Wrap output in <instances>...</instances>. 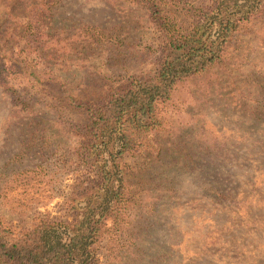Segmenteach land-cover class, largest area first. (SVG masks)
I'll list each match as a JSON object with an SVG mask.
<instances>
[{"label": "rangeland", "instance_id": "1", "mask_svg": "<svg viewBox=\"0 0 264 264\" xmlns=\"http://www.w3.org/2000/svg\"><path fill=\"white\" fill-rule=\"evenodd\" d=\"M13 1L0 0V223L20 233L37 218L69 219L62 196L80 175L70 126L82 120L69 99L93 104L152 73L158 33L139 5L61 0L44 20L43 59L13 77V27L29 7ZM182 2L212 0H180L178 16ZM160 109L147 137L156 149L127 160L142 253L124 256L110 233L98 264H264V11L234 35L220 67L179 82Z\"/></svg>", "mask_w": 264, "mask_h": 264}, {"label": "trees", "instance_id": "2", "mask_svg": "<svg viewBox=\"0 0 264 264\" xmlns=\"http://www.w3.org/2000/svg\"><path fill=\"white\" fill-rule=\"evenodd\" d=\"M60 1H13L20 11L29 6L13 27L19 44L11 47L8 54L20 60H11L13 77L21 74L20 63L31 68L32 62V67L37 68L43 59L38 46L46 36L44 20ZM179 1L121 0L123 4L139 5L158 33L154 70L127 77L96 103L74 104L69 99L72 109L82 117L70 126L78 137L73 170L80 175L62 196L60 207L69 219L37 218L20 233L0 223V264H98L105 236L110 233L117 250H126L124 256L142 253L135 240L146 230L132 224L136 213L129 176L135 167L127 160L156 149L147 137L160 129V108L175 86L185 78L220 67L224 48L234 35L264 11V0H212L210 5L182 2L186 9L178 16L175 12ZM28 75L34 77L33 72ZM45 83L54 85L50 79ZM15 101L23 108L28 103ZM40 121L36 124L43 123L42 118ZM137 168L139 172L144 169ZM222 194L217 195L219 199H227ZM118 251L115 255L121 253ZM142 260L139 257L135 261L141 264Z\"/></svg>", "mask_w": 264, "mask_h": 264}]
</instances>
